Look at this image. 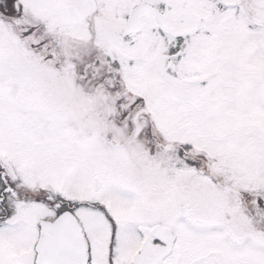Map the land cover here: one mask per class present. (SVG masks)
I'll list each match as a JSON object with an SVG mask.
<instances>
[{
  "label": "snow or ice",
  "instance_id": "6c2138e0",
  "mask_svg": "<svg viewBox=\"0 0 264 264\" xmlns=\"http://www.w3.org/2000/svg\"><path fill=\"white\" fill-rule=\"evenodd\" d=\"M0 264H264V0H0Z\"/></svg>",
  "mask_w": 264,
  "mask_h": 264
}]
</instances>
